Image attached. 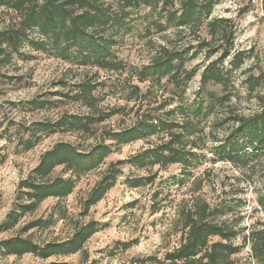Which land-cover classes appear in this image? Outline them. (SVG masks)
I'll return each instance as SVG.
<instances>
[{"label":"rangeland","instance_id":"obj_1","mask_svg":"<svg viewBox=\"0 0 264 264\" xmlns=\"http://www.w3.org/2000/svg\"><path fill=\"white\" fill-rule=\"evenodd\" d=\"M107 1L118 7L124 0ZM149 12L150 7L145 5L134 9V17H139L132 23V31L118 37L114 51L126 64L122 72L71 64L28 45L10 63L0 64V224L13 207L19 182L39 164L46 150L61 141L81 147L95 141L87 134L55 132L26 150L23 141L29 137L37 121H55L66 113L87 114L119 107H124L123 113L112 116L101 127H130L149 114H164L183 121V114L177 113L178 110L171 114L170 110L178 104L180 107L193 105L203 96V113L196 118L200 123L196 135L202 147L193 149L201 155L200 159L193 162L185 173L180 164L146 169L125 165L116 184L85 213L84 202L111 161L130 159L167 141L169 136L160 132L122 145L101 167L81 176L74 191L61 200V212H55L57 220L50 228L27 232L21 229L30 220L47 217L58 202L53 197L44 200L35 212L24 216L18 226L0 233V240L21 235L37 243L62 241L68 239L79 224L96 221L100 229L86 242L85 252L49 259L29 253L20 257L0 255V264H47L51 261L62 264H125L137 256L162 257L178 245L180 234L174 220L182 209L191 206L196 197L222 209L216 215L217 219L234 225L241 233L235 239L236 244L242 242V236L248 231L264 225V210L258 203L259 198L264 197V157L254 158L244 165L224 160L218 150L235 125L237 115L248 117L264 110L260 99L264 96V82L254 90L248 82L251 74L264 77V0H219L213 9L214 17L230 19L235 33L232 55L220 63L228 71L231 91L230 98L222 101L218 99L224 94L220 85L210 83L202 94L200 92L201 72L220 56L218 52L208 57V48L185 62L187 69H196L197 73L181 90L177 91L167 77L153 76L144 82L138 79L136 71L150 65L162 47L184 51L185 55L191 56L199 45L200 37H211L205 25L199 32L188 27L161 30L153 22L156 15L144 19ZM11 18L0 8V30L9 25ZM240 51H246L250 56L240 68L233 69L231 59ZM86 81L100 83L94 90L99 102L93 108L65 96L74 95L79 83ZM136 85L140 87L138 93H134ZM206 91L218 96L211 97ZM33 98L54 104L41 109L32 108L28 101ZM172 99L176 102L162 108ZM155 173V180L147 185L133 188L126 183L129 175L136 177ZM61 174L69 175L62 167H57L53 175ZM118 242L132 244L124 249L118 246ZM235 257L239 263L254 262L249 244Z\"/></svg>","mask_w":264,"mask_h":264},{"label":"trees","instance_id":"obj_2","mask_svg":"<svg viewBox=\"0 0 264 264\" xmlns=\"http://www.w3.org/2000/svg\"><path fill=\"white\" fill-rule=\"evenodd\" d=\"M218 3L219 0H124L118 7H114L107 0H0V8L12 16L9 25L0 30V64L10 63L28 45L71 64L122 72L126 64L118 58L114 46L118 37L132 31V23L139 17H134V9L145 5L150 7V12L149 15H144V19L156 15L157 19H153V22L161 30L188 27L199 32L205 25L211 37H200L199 45L191 56L185 55L184 51L162 47L150 65L136 71L138 79L144 82L153 76L167 77L177 91L181 90L197 73L196 69H187L185 62L208 48V57L218 52L220 56L209 62L201 72L200 92L202 94L207 85L214 83L224 90V94L218 99L226 100L231 96L230 77L220 63L232 55L235 33L229 18L212 15ZM33 33L36 35L33 36ZM214 41L218 45L213 46ZM249 56L246 51L235 54L231 59L232 68H240ZM248 82L254 90L264 82V77L251 74ZM99 85L98 82H82L74 95L65 96L93 108L99 102L94 94ZM134 88V93L140 92L138 85ZM206 94L218 96L214 92L206 91ZM260 99L264 109V96ZM174 100L164 103L162 108L172 105L176 102ZM203 100L202 96L193 105L180 107L178 104L170 110L171 114L177 110V113L183 114V121L164 114H149V117L138 119L130 127H101L112 116L123 113L124 107H119L87 114L66 113L55 121L35 122L29 137L23 141L26 150L33 148L44 136L55 132L87 134L88 138L93 136L95 141L87 147L61 141L46 150L39 164L19 182L13 207L0 224V233L18 226L24 216L35 212L44 200L53 197L58 202L50 214L28 221L21 229L27 232L36 228H50L57 220L55 212H61V200L74 191L81 176L101 167L110 154L135 140L160 132H166L169 136L167 141L130 159L111 161L101 179L89 192L84 202L85 213L116 184L125 165L146 169L180 164L183 166V173L187 172V168L193 162H198L201 156L193 149L202 147L196 135L200 128L196 118L203 113ZM28 104L32 108L41 109L54 103L33 98ZM218 150L222 152L224 160L244 165L254 158L264 157V110L248 117L237 115L235 125ZM57 167H62L69 175L54 176ZM156 174L136 177L129 175L126 183L133 188L141 187L152 183ZM258 203L264 210V197H260ZM221 212L222 209L196 197L191 206L182 209L179 217L174 220V226L180 234L178 245L166 251L162 257L137 256L125 264H246L237 262L235 255L247 244L254 258V262L248 264H264V225L248 231V234L242 236V242L236 244L235 239L241 233L234 225L217 219L216 215ZM99 229L96 221H90L79 224L68 239L45 243H37L28 236L16 235L0 240V255L20 257L29 253L49 259L85 252L86 242ZM131 244L118 242V246L124 249ZM47 264L62 263L51 261Z\"/></svg>","mask_w":264,"mask_h":264}]
</instances>
